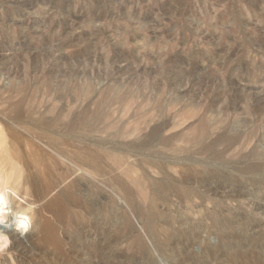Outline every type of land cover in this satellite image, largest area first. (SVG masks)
<instances>
[{
  "label": "rangeland",
  "instance_id": "rangeland-1",
  "mask_svg": "<svg viewBox=\"0 0 264 264\" xmlns=\"http://www.w3.org/2000/svg\"><path fill=\"white\" fill-rule=\"evenodd\" d=\"M14 160L35 264H264V0H0Z\"/></svg>",
  "mask_w": 264,
  "mask_h": 264
},
{
  "label": "bare ground",
  "instance_id": "bare-ground-1",
  "mask_svg": "<svg viewBox=\"0 0 264 264\" xmlns=\"http://www.w3.org/2000/svg\"><path fill=\"white\" fill-rule=\"evenodd\" d=\"M16 158L19 159V156ZM14 164L16 165L14 169L16 176L13 178L12 186L7 183L8 177L0 179V218L6 217L11 222L18 215H29L32 221L31 229L40 233L39 239L43 240L50 232V228L44 220L45 210L59 211L65 202V198L60 194H56L48 202L42 203L40 200L43 199V191L41 193L40 190H36L30 178L22 175V170L20 166L17 167L15 160ZM18 195L21 196L23 201L16 199ZM4 236L7 237L9 245L7 249H0V264H35L32 259L24 254L28 242L24 240V237L15 229L14 225L8 228L0 225V243H2Z\"/></svg>",
  "mask_w": 264,
  "mask_h": 264
},
{
  "label": "clouds",
  "instance_id": "clouds-1",
  "mask_svg": "<svg viewBox=\"0 0 264 264\" xmlns=\"http://www.w3.org/2000/svg\"><path fill=\"white\" fill-rule=\"evenodd\" d=\"M0 225L4 228L12 227L14 225L15 229L19 231L22 235L30 230L32 227V221L29 215L22 214L18 215L11 222L8 221L6 217L0 218ZM9 241L6 236L3 237L2 243H0V249H7Z\"/></svg>",
  "mask_w": 264,
  "mask_h": 264
}]
</instances>
